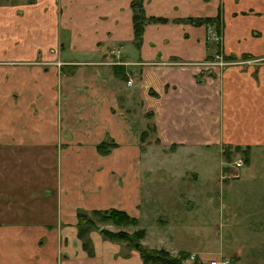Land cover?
Instances as JSON below:
<instances>
[{
	"label": "crops",
	"instance_id": "1",
	"mask_svg": "<svg viewBox=\"0 0 264 264\" xmlns=\"http://www.w3.org/2000/svg\"><path fill=\"white\" fill-rule=\"evenodd\" d=\"M131 1L22 5L24 38L17 47L13 39L9 52L50 63L24 69L17 81L8 71L7 123L0 122V264H157L96 231L88 254L77 234L81 207L125 210L137 219L133 230L144 228L146 247L195 252L202 261L204 254L223 255L222 245L208 240L219 224L200 207L214 202L215 183H148L143 131L154 123L163 152L194 155L190 164L202 176L213 164V146L248 145L249 163L264 151V0H142L145 16L154 19L137 41ZM219 7V38L214 25L187 20L215 16ZM116 48L131 62L124 65L125 98L104 63ZM217 48L235 63L203 67ZM103 140L107 152L97 148ZM218 184V201L229 211L238 184ZM250 186L264 191V183ZM252 201L264 205V193ZM252 227L264 230V223ZM53 228L60 238L53 239ZM228 254H236L233 264L264 263L243 260L238 249Z\"/></svg>",
	"mask_w": 264,
	"mask_h": 264
},
{
	"label": "rangeland",
	"instance_id": "2",
	"mask_svg": "<svg viewBox=\"0 0 264 264\" xmlns=\"http://www.w3.org/2000/svg\"><path fill=\"white\" fill-rule=\"evenodd\" d=\"M34 2L35 0H0V122L4 120L5 125L7 123L5 117L8 115V98L10 95L7 90L9 80L8 71H11L12 76H14L17 81L18 79L26 77L24 69H31L33 65L42 67L50 63L43 61V59L23 60L20 58H12V53L10 54L9 52V49L13 51L14 44L17 47L24 38V30L22 27L25 24V9L22 5L26 3L33 4ZM219 13H221L220 7ZM213 22L215 23V21ZM218 22L220 23V20ZM36 34L39 35V32ZM219 34L220 32H217L218 38ZM13 39H16L14 44L12 42ZM214 39L216 40V38ZM116 51H111L109 59L107 61L104 60V63H107L106 65L131 64L130 61H126L122 58L119 48H116ZM8 53L11 55L10 57ZM216 54L222 55L223 63H212L215 62L212 57V59L201 61V65L208 69H214L215 71L230 65L231 63H235L234 61L232 62L233 59L229 56L225 58V55H223L220 48H217L216 53L213 56ZM111 70L114 72L113 74L116 73L113 68H111ZM115 77L116 79L113 80V87L119 96L120 93L122 94L120 97L124 96L125 98L126 94H124V89L125 86L127 87V83L120 77V75H118V73ZM128 93L130 94L131 92ZM120 97L119 99L121 100L122 98ZM1 128L2 126H0V131ZM144 131L145 135L142 139L144 142L143 147L148 149V152H144V175L146 181H148V183H215L212 185L211 189L212 196L215 199L214 202H205L206 204L200 205L202 212L207 218L206 220L219 224L218 229L213 232L211 231V234L208 235L209 242L218 246L216 249L220 248L219 246L221 244V253L223 255L235 257L236 259V254H234V256L229 255L228 253L238 249V252L242 255L243 260L259 263L264 261V230L258 228L253 230L252 227L253 224L258 222L264 223V205H260V202L256 203L252 201L254 200V196H259L260 194H263L264 191H260L258 188L250 186V183H264V151H259L255 155L254 159L252 158V163H249L250 149L248 148V145H226L228 147L224 146V148L227 153L224 152V148L221 150L220 147L213 146L210 152L212 154L211 158L213 160V164L212 166H207L208 172H206V175L202 172V176L200 170L196 168L197 166L193 167L190 164L193 163L192 160H195L194 155L185 156L183 155L184 153H182L179 157L168 156L173 155L174 153L170 150L163 152L164 148H160L163 146L159 145V140L154 138L155 131L151 129L150 124L147 125ZM153 148L155 149L153 150ZM248 164L250 165L248 166ZM80 169L81 167H79V170ZM57 174L59 182L63 183L64 179L61 181L62 177L60 170H57ZM218 183L238 184V193L235 194L238 196V200L234 201L228 207L229 211L226 209L227 206L223 208L220 201H218V193L222 192V188L219 187ZM224 184H222V186ZM249 191L251 194L255 192L254 196L247 194ZM51 200L52 199L50 198L49 201L51 202ZM249 207L251 210H248ZM91 209L93 208L85 209L81 207L80 210L91 213ZM94 219L95 223L91 225V230L86 233L87 238L91 241L92 248L93 240L90 236L91 231H96L103 238L105 236L100 230L104 228L112 229L113 231H117L119 229L129 232L133 231V227L130 225L121 226L114 224L111 221L96 218ZM55 231L56 230L53 228V239L60 238L59 235H56ZM81 239L82 238H80V240ZM118 242L121 244L124 243L122 240H119ZM204 255L207 256V258L204 259H209L219 256L220 253L218 251L215 252L214 255ZM198 257L199 256L196 253L194 259L184 262L186 264H193L195 263V259ZM197 261L198 263L196 262V264H204L201 258ZM239 263H241V261L237 262L236 260L235 264Z\"/></svg>",
	"mask_w": 264,
	"mask_h": 264
},
{
	"label": "trees",
	"instance_id": "3",
	"mask_svg": "<svg viewBox=\"0 0 264 264\" xmlns=\"http://www.w3.org/2000/svg\"><path fill=\"white\" fill-rule=\"evenodd\" d=\"M28 1H32V0H28ZM131 8H132V20H133V32H134L135 40L137 41L141 36L145 22L154 19V17L145 16L142 8V0H132ZM187 20L194 22L196 24L206 23V24L214 25L215 28L217 29V32H220L219 24L221 25V20H220L219 11L215 16L189 17ZM219 20L220 23L218 22ZM213 21H215V23ZM227 57L228 56H225V58ZM229 57L233 58L232 56ZM111 67L116 72L115 73L116 75L118 73V75H120L122 79H125L126 73L124 70V65L112 64ZM150 126L152 130L155 128L153 123H151ZM107 145L108 143L105 140H103L97 144V148L102 152H107L108 151ZM76 216H77V221H76L77 234L79 238H82L81 239L82 246L83 248L86 249L88 254H92L93 248L91 247V241L89 238H87L86 233H88V231L91 230V225L95 223L94 218L111 221L114 224L121 226L134 225L137 223V219L134 216H131L125 210L116 207H110L107 209L93 208L91 209V213H87L86 211H81L79 209L77 210ZM100 231L104 234L106 238L115 241L122 240L128 246L136 249L141 255L143 261L146 263L186 264L184 260L189 256V253L186 252H180L177 255H174L169 250L163 247L149 248L144 246L140 241V239L145 233L144 228H136L132 232L125 231L122 229L113 231L107 228L106 229L104 228ZM197 260L198 259H195L194 261L195 263L193 264H196V262L198 263ZM234 261H235V257H231V262L233 263Z\"/></svg>",
	"mask_w": 264,
	"mask_h": 264
},
{
	"label": "built area",
	"instance_id": "4",
	"mask_svg": "<svg viewBox=\"0 0 264 264\" xmlns=\"http://www.w3.org/2000/svg\"><path fill=\"white\" fill-rule=\"evenodd\" d=\"M213 60L215 62H212V63H218V64L223 63L222 55H220V54H216L215 56H213ZM195 255H196V253H191V254H189V256L187 258L188 259H194ZM202 262L204 264H233L231 262V257L228 255H219V256H216L213 258L206 259L205 261H202Z\"/></svg>",
	"mask_w": 264,
	"mask_h": 264
}]
</instances>
